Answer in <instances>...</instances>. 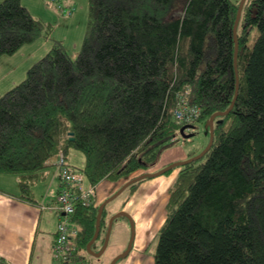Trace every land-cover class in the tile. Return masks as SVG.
Listing matches in <instances>:
<instances>
[{
  "label": "trees",
  "instance_id": "1",
  "mask_svg": "<svg viewBox=\"0 0 264 264\" xmlns=\"http://www.w3.org/2000/svg\"><path fill=\"white\" fill-rule=\"evenodd\" d=\"M88 3L77 55L55 39L26 78L0 96V173L16 174L20 197L30 202H37L34 185L61 153L82 171L85 190L103 180L127 182L154 167L179 135L193 136L187 128L226 111L238 76L233 108L215 117L211 148L182 165L151 243L154 264H264V0L244 3L238 72L239 4L232 0ZM51 29L22 0L0 1V57L49 38ZM180 97L201 107L196 123L175 119ZM71 149L84 154L83 166L68 161ZM107 204L94 251L105 240ZM100 205L75 202L77 252L69 264H97L87 246ZM0 262L10 264L1 256Z\"/></svg>",
  "mask_w": 264,
  "mask_h": 264
},
{
  "label": "crops",
  "instance_id": "2",
  "mask_svg": "<svg viewBox=\"0 0 264 264\" xmlns=\"http://www.w3.org/2000/svg\"><path fill=\"white\" fill-rule=\"evenodd\" d=\"M61 1L64 5L65 0ZM72 5H74L73 2H70L69 6L64 5L66 11L62 12L54 4L55 10L63 17L74 15L73 13L76 8ZM47 9L52 14L53 19L51 20H56V26L61 25L63 23V17H59L57 12L55 13L53 10ZM39 18L46 20L43 16ZM48 20L51 22L50 19L46 21ZM38 42L37 54L42 52L47 45V43L41 42L40 40ZM20 67L18 66V69ZM1 90L0 88V92ZM2 94L0 93V96ZM187 142L182 140L173 147L166 149L154 167L147 170L142 169L140 172L156 173L170 164L188 159L189 152L194 149L188 148L186 146ZM68 161L71 163V160ZM71 164L74 165V163ZM181 168L182 165L179 164L170 169L169 172L142 181L135 191L126 196L120 211L126 210L135 217L141 202L147 206L159 202L166 207L170 198V188L175 182ZM59 181L56 165L54 164L48 167L33 188L37 202H30L20 197L21 191L16 174L0 173V256L8 263L55 264L53 244L62 213L60 215L58 210L50 207L51 204L49 202H55L54 199H50V194L54 191L55 193L58 192ZM57 182L58 185L55 189ZM118 183L108 180L101 181L96 186V203L100 204L113 195L122 185L119 186ZM41 184L45 187L44 193L40 189ZM38 189L42 194L40 197L37 196L39 195ZM100 193L103 194L102 197H100ZM100 198L103 199L100 200ZM155 213L157 212L153 211L150 214L144 226H142V223H137L142 228L146 226V234L148 236L144 237L142 235L137 237L131 252L119 264H154V249L151 250V242L164 223L167 217V210L163 212V218L157 225L152 222L156 221L158 217V213ZM0 264L2 263L0 262Z\"/></svg>",
  "mask_w": 264,
  "mask_h": 264
},
{
  "label": "rangeland",
  "instance_id": "3",
  "mask_svg": "<svg viewBox=\"0 0 264 264\" xmlns=\"http://www.w3.org/2000/svg\"><path fill=\"white\" fill-rule=\"evenodd\" d=\"M232 1L234 3L240 4L242 0H232ZM22 2L24 5H27L29 7L30 11L34 16L36 17L43 16V18H46V20L50 19L51 22H54L52 23L53 29H51L50 32L51 34L49 38L41 37L39 39L41 42L47 43L44 50L42 52H39V54H37L38 53L37 48L39 46V42L36 41L33 44L24 45L14 55H3L2 57H0V88L2 89L0 92L1 94L2 93L4 94L14 85H16L17 83L21 82L23 79L26 78L27 71L30 65H32L37 59L41 58L51 48L55 39L62 40L65 43L68 51L72 54V56L77 55V53L80 51L81 44L83 42V37H84L87 18H88V11H89L88 0H65L64 5L69 6L70 2H73L74 5L72 6H75L76 8V10L73 13L74 15L69 17L66 16L63 17L62 15H60L55 10L56 3L51 2L50 0H22ZM47 8L53 10L55 13L57 12L59 17H63L62 18L63 23L61 25L56 26L57 25L55 24L56 20L55 21L51 20L53 19L52 14L48 12ZM46 22H49V20ZM255 35H256V30H254L252 39L250 40L251 44L254 40L253 36ZM18 66H21L20 69H18ZM189 129L193 130V136L186 139L182 135H179L178 137L179 142L182 140L188 141L186 146L188 148L194 149V151H197L199 154L208 146L210 142V137H211L210 124L204 121L197 122L195 124L194 129L187 128L186 131L187 134L190 133ZM68 160H71V163H74V166L76 165L81 167L84 165L85 156L81 151L76 149H71L68 154ZM140 174L141 172L138 171L134 173L133 176ZM125 181L126 179L119 181L118 185L120 186L121 184L125 183ZM57 185L58 182L55 184V189ZM60 186L61 184H59L58 192L61 189ZM40 189L41 191H43V193L45 192L44 185L41 184ZM58 192L55 193L54 191L52 194H50V199H54L55 201V202L52 201L49 202L51 204L50 207H55V205L57 204ZM128 194L129 193L118 196L107 204L106 219L108 221V225L110 218L114 214H117L118 211H120V208L124 204V199ZM41 195L42 194L39 192V195L37 196L40 197ZM102 196L103 194L100 193V197ZM101 199L103 198H100V200ZM165 210H167L166 207L159 202L151 206L149 205L147 206L145 204L143 205L141 202L139 205V210L135 214V217L126 210H123L125 211V213L118 215L112 223L110 238L105 252L100 257H96L92 255L95 257L96 263L111 264V262L118 255L128 250L131 247V244H132L131 247L132 250L137 237H140L142 235L144 237L148 236V234H146V226L144 228H142V226H144L145 223L148 221L147 219L149 218L150 214L153 211H156L158 213V217L156 218V221H152L154 224L157 225L160 222V220H162L163 212ZM59 213L61 215V212ZM137 223H142V226H138ZM105 236L106 233L103 232L102 237L100 238V242L102 241V238H105ZM152 249H154L153 251H155V243L154 245L152 244L151 250ZM123 258L124 257H121L116 264H119Z\"/></svg>",
  "mask_w": 264,
  "mask_h": 264
},
{
  "label": "built area",
  "instance_id": "4",
  "mask_svg": "<svg viewBox=\"0 0 264 264\" xmlns=\"http://www.w3.org/2000/svg\"><path fill=\"white\" fill-rule=\"evenodd\" d=\"M56 3L58 9L66 11L61 0H50ZM68 13V11H67ZM202 109L199 105L191 104L186 98L180 97L177 108L174 111L175 119L188 125L197 122ZM190 130V129H189ZM60 178V191L55 209L62 213L58 222L53 250L55 254V264H69L77 247L72 241V235L77 232L70 221V215L74 212L75 202L81 200L84 205L96 204V186L85 190L84 175L79 169L72 168L66 157L61 153L55 159ZM81 191L80 194L76 190Z\"/></svg>",
  "mask_w": 264,
  "mask_h": 264
},
{
  "label": "water",
  "instance_id": "5",
  "mask_svg": "<svg viewBox=\"0 0 264 264\" xmlns=\"http://www.w3.org/2000/svg\"><path fill=\"white\" fill-rule=\"evenodd\" d=\"M246 0H242L239 4V8H238V13H237V16H236V20H235V25H234V34H235V41H236V47H235V67H236V71H237V68H238V65H237V58H238V49H239V39H238V35H237V27H238V23H239V19H240V16H241V13H242V10H243V7H244V3H245ZM238 72V71H237ZM238 75V73H237ZM238 89H239V79H238V76H237V88H236V95H235V98L231 104V106L226 110V111H219L215 114H213L211 117H210V128H211V133H210V142L208 144V146L199 154L193 156V157H190L184 161H180V162H176L174 164H170L168 165L167 167L159 170L158 172L156 173H144V174H140L134 178H131L130 180H128L127 182H125L113 195H111L110 197H108L106 200H104L101 205H100V208H99V212H98V216H97V227H96V231H95V234L93 236V238L91 239V241L88 243V246H87V249H88V252L96 257H100L106 250L107 246H108V242H109V238H110V233H111V228H112V223L114 221V219L120 215V214H124L125 211H119L117 214H114L110 220H109V225H108V229H107V232H106V236H105V240H104V243H103V246L101 248V250L99 251H94L91 249V246L92 244L96 241V239L98 238L99 234H100V230H101V217H102V213H103V210L106 206L107 203H109L111 200H113L114 198H116L120 193H122L123 190H125L131 183H133L134 181L138 180V179H141L143 177H146L147 175H160V174H163L165 173L166 171L172 169L173 167H175L176 165L178 164H185V163H189L193 160H196V159H199L200 157H202L212 146L213 142H214V119L217 115H221V114H226L228 113L234 106L235 104V101H236V98H237V95H238ZM189 128H192L191 126ZM131 247H132V244H131ZM131 247L126 250L124 253L118 255L112 262L111 264H116L117 261L121 258V257H124V256H127L129 253H130V250H131Z\"/></svg>",
  "mask_w": 264,
  "mask_h": 264
}]
</instances>
